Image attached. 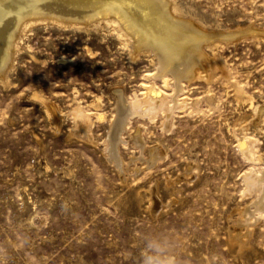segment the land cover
<instances>
[{
    "label": "rangeland",
    "instance_id": "374dc122",
    "mask_svg": "<svg viewBox=\"0 0 264 264\" xmlns=\"http://www.w3.org/2000/svg\"><path fill=\"white\" fill-rule=\"evenodd\" d=\"M170 1L183 22L231 36L204 45L206 68L181 89L114 25L20 29L0 78V264H264V214L246 246L229 241L255 208L243 172L264 167V0ZM148 86L165 108L120 120L115 93L140 101Z\"/></svg>",
    "mask_w": 264,
    "mask_h": 264
},
{
    "label": "bare ground",
    "instance_id": "6f19581e",
    "mask_svg": "<svg viewBox=\"0 0 264 264\" xmlns=\"http://www.w3.org/2000/svg\"><path fill=\"white\" fill-rule=\"evenodd\" d=\"M184 12L186 11L183 8L170 0H0V78L5 77V72L12 62L15 41L17 36H19L20 29L27 24L29 25L31 21L33 23L34 20L48 17L57 20L59 23L78 26L84 25L97 27L102 23H105L108 26L114 25V28L119 31V35L125 36L128 41L134 44L136 51H153L159 64V73L157 72L158 76L165 81L166 74L164 71H169L174 76V79L178 84L175 87L178 89L182 84L181 79H189V77H193L197 74L199 70L206 68L207 65L205 63L209 61L210 57L206 53L204 45H212L217 36L220 38L223 37L224 39L231 37L228 33V36H219L221 34L215 35L214 33H207L204 30H198V26L195 27L192 25V20L190 23H187L183 22L182 18V20H180L175 16L177 14L182 15ZM189 21L190 20H188V22ZM197 24L198 23H196V25ZM237 30H239V27ZM237 30L235 32L238 33ZM231 39L232 38L229 40L231 41ZM237 90L239 91L238 87ZM115 95L116 108L120 115V120L123 119V117L125 118L124 115L136 112L146 113L150 118H153L159 109L165 108L163 103L164 93L158 91L155 92L151 86H148L147 90L143 92V98L140 101L130 100L125 102L119 93H115ZM171 107L168 109L169 111ZM254 110L257 109L255 108ZM260 121L264 122V114L260 116ZM115 131L111 135L114 138L116 137ZM116 134H118V132ZM112 140L113 139L109 138L105 147L108 146L107 151L111 158L116 162V165L120 166V161L117 162L118 159L116 157L117 139L116 141ZM249 140L253 142L254 139ZM250 141H248V143ZM157 147L156 145L149 147L151 154H149L150 158H148L147 161L153 163L154 159L162 154ZM243 148L248 156L250 154L249 152H251L250 148L246 144ZM252 151V153H254L253 147ZM259 159L260 156L257 159L258 162L261 161H259ZM243 173L246 187L255 192L256 198L254 200L251 199L252 201L248 200L249 202H252L250 205H254V209H250L251 207L249 205H246L241 210L240 208L238 209L240 210L239 214L237 213L239 216L237 219L234 217L235 220L230 227L229 241L231 243H238L240 246L247 245L248 237L251 233V220L253 221L251 215L253 213L257 215L264 214V167L262 166L261 169L254 170V172L245 171ZM154 190L155 189H152L153 193ZM243 194H245V192ZM157 195H153L152 203L149 204L152 205L153 208L158 206L159 197ZM237 206H239V204ZM233 213H235V211ZM243 225L245 230H242Z\"/></svg>",
    "mask_w": 264,
    "mask_h": 264
}]
</instances>
